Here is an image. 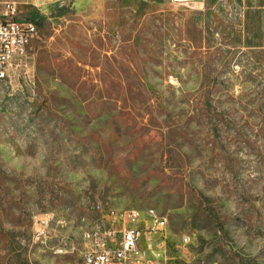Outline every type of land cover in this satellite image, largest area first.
<instances>
[{
	"label": "rangeland",
	"instance_id": "rangeland-1",
	"mask_svg": "<svg viewBox=\"0 0 264 264\" xmlns=\"http://www.w3.org/2000/svg\"><path fill=\"white\" fill-rule=\"evenodd\" d=\"M9 2L37 34L0 86V264H84L146 210L163 263L264 264V0Z\"/></svg>",
	"mask_w": 264,
	"mask_h": 264
},
{
	"label": "built area",
	"instance_id": "built-area-1",
	"mask_svg": "<svg viewBox=\"0 0 264 264\" xmlns=\"http://www.w3.org/2000/svg\"><path fill=\"white\" fill-rule=\"evenodd\" d=\"M199 0H170L171 5L187 7ZM16 4L0 1V86L12 83L15 72L29 67L30 47L37 34L34 23L21 21ZM112 224H100L84 233V264H166L163 244L166 220L153 211L113 213ZM143 225H150V234H142ZM184 236L183 242L190 243ZM143 245H151L157 260L143 256Z\"/></svg>",
	"mask_w": 264,
	"mask_h": 264
},
{
	"label": "bare ground",
	"instance_id": "bare-ground-1",
	"mask_svg": "<svg viewBox=\"0 0 264 264\" xmlns=\"http://www.w3.org/2000/svg\"><path fill=\"white\" fill-rule=\"evenodd\" d=\"M142 234H150V225H143ZM143 256H145L148 260H157V252L154 251V248L151 245H143Z\"/></svg>",
	"mask_w": 264,
	"mask_h": 264
},
{
	"label": "crops",
	"instance_id": "crops-1",
	"mask_svg": "<svg viewBox=\"0 0 264 264\" xmlns=\"http://www.w3.org/2000/svg\"><path fill=\"white\" fill-rule=\"evenodd\" d=\"M1 2H9V1H11V0H0Z\"/></svg>",
	"mask_w": 264,
	"mask_h": 264
}]
</instances>
